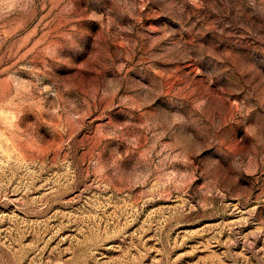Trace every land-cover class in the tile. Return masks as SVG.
Masks as SVG:
<instances>
[{
  "label": "rangeland",
  "instance_id": "obj_1",
  "mask_svg": "<svg viewBox=\"0 0 264 264\" xmlns=\"http://www.w3.org/2000/svg\"><path fill=\"white\" fill-rule=\"evenodd\" d=\"M0 264H264V0H0Z\"/></svg>",
  "mask_w": 264,
  "mask_h": 264
}]
</instances>
